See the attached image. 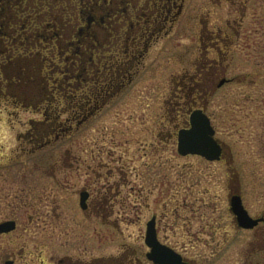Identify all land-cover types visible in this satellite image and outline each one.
Masks as SVG:
<instances>
[{"label":"rangeland","instance_id":"374dc122","mask_svg":"<svg viewBox=\"0 0 264 264\" xmlns=\"http://www.w3.org/2000/svg\"><path fill=\"white\" fill-rule=\"evenodd\" d=\"M186 42L180 26L152 48L131 85L107 106L73 132L55 131L33 152L18 136L30 118L42 115L0 102V221L17 222L14 231L0 235V264L12 259L15 264H56L65 257L152 264L144 243L152 214L159 219L161 242L192 264H256L261 258L256 236L237 229L230 212L233 186L227 166L180 156L177 138L165 133L168 104L162 100L175 90L183 71ZM64 105L57 102L59 110ZM66 117V111L60 112L59 121ZM170 118L177 133L182 115ZM224 140L235 152L245 206L253 213L261 210L264 154L250 152L253 138L246 132ZM88 165L94 168L93 185ZM82 187L92 190L95 200L110 188L106 202L102 198L95 206L91 201L95 214L89 217L79 207L76 191Z\"/></svg>","mask_w":264,"mask_h":264},{"label":"flooded vegetation","instance_id":"af4514ba","mask_svg":"<svg viewBox=\"0 0 264 264\" xmlns=\"http://www.w3.org/2000/svg\"><path fill=\"white\" fill-rule=\"evenodd\" d=\"M180 26L187 33L184 68L176 76L175 90L162 100L168 104L165 133L177 137L169 114L182 115V128L190 127L194 111L206 115L222 149L214 162L227 166L231 196L240 197L255 221L243 229L231 213L235 225L256 236L261 253L256 264H264V198L262 209L254 213L245 206L235 152L224 140L246 132L253 138L250 152L264 154V0H0V102L42 115L30 118L28 129L18 136L33 152L55 131L73 132L93 118L131 85L152 48L168 41ZM63 101L69 117L59 121L63 111L57 102ZM87 169L93 185L94 168ZM109 190L100 199L106 202ZM76 194L80 208L81 194L86 195L83 213L95 214L91 201L95 206L101 201L92 190L82 187ZM152 218L161 242L159 219L156 214ZM8 220L17 227L13 218L0 222ZM95 262L65 257L56 264Z\"/></svg>","mask_w":264,"mask_h":264},{"label":"water","instance_id":"95a60500","mask_svg":"<svg viewBox=\"0 0 264 264\" xmlns=\"http://www.w3.org/2000/svg\"><path fill=\"white\" fill-rule=\"evenodd\" d=\"M221 150L220 144L214 138V130L209 119L201 111L193 112L190 117V128H183L178 131V153L181 156L197 155L207 161H218ZM85 200L86 195L81 194L80 205L83 209L85 208ZM229 204L239 227H253L255 221L244 209L239 196H231ZM15 227L16 223L13 220L0 222V234L11 232ZM144 243L149 248L146 258L154 264H187L180 254L159 242L153 218L147 222Z\"/></svg>","mask_w":264,"mask_h":264}]
</instances>
